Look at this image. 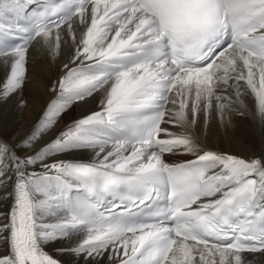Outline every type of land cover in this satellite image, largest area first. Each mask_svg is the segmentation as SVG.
Instances as JSON below:
<instances>
[{"label":"snow or ice","instance_id":"6c2138e0","mask_svg":"<svg viewBox=\"0 0 264 264\" xmlns=\"http://www.w3.org/2000/svg\"><path fill=\"white\" fill-rule=\"evenodd\" d=\"M33 7L0 0V101L22 96L33 42L52 57L63 42L69 59L18 142L31 153L0 141V188L15 177L0 264H58L45 245L73 237L84 264L264 259V158L195 135L213 109L264 121V0H35L29 18ZM89 98L95 110L40 145Z\"/></svg>","mask_w":264,"mask_h":264},{"label":"bare ground","instance_id":"6f19581e","mask_svg":"<svg viewBox=\"0 0 264 264\" xmlns=\"http://www.w3.org/2000/svg\"><path fill=\"white\" fill-rule=\"evenodd\" d=\"M76 23L78 25L79 21ZM68 59L69 47L63 42L59 55L56 57H52L48 49L41 44L33 42L28 56L27 82L22 96H14L6 101H0V141L15 145L16 151L21 157L29 155L32 150L22 151L23 146L18 142L31 132L33 125L41 117L45 105L55 96V93L50 92L49 89L62 74L63 64ZM21 98L26 101V105L23 107L19 104ZM96 108L97 102L92 101L91 98L79 105H74L60 117L56 126L40 141V145L54 138L74 120ZM164 127L173 128L174 126L165 124ZM176 130L180 131V129ZM195 135L200 145L207 150L230 154L245 160L264 158V121L254 110H243V114L236 111H226L223 123L215 109L207 118V122H205L204 114L201 113L195 126ZM80 155L82 154H70V158ZM186 158L190 157H166L172 161ZM14 179L15 177L5 187L0 188V213H6L9 210L11 200L2 197H4L5 192L11 191ZM4 219L5 217L0 215V223ZM47 220L48 222H55L54 217H47ZM77 239L78 237L57 239L45 247L49 254L58 260V264H84L82 259L70 251ZM3 248V239L0 238V251H3ZM242 255L251 256L254 264H264V259L259 253Z\"/></svg>","mask_w":264,"mask_h":264}]
</instances>
